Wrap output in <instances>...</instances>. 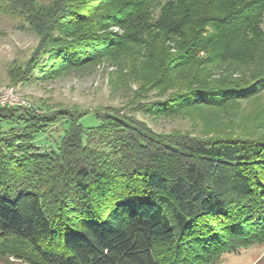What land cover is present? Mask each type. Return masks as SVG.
<instances>
[{"label": "trees", "instance_id": "obj_1", "mask_svg": "<svg viewBox=\"0 0 264 264\" xmlns=\"http://www.w3.org/2000/svg\"><path fill=\"white\" fill-rule=\"evenodd\" d=\"M7 8L38 36L13 84L104 62L137 89L127 109L0 105L1 257L212 264L263 245L264 122L242 133H159L136 112L208 108L221 125L222 114L262 98L264 0H8ZM88 112L97 125H82ZM57 123L65 127L55 147H41Z\"/></svg>", "mask_w": 264, "mask_h": 264}, {"label": "rangeland", "instance_id": "obj_2", "mask_svg": "<svg viewBox=\"0 0 264 264\" xmlns=\"http://www.w3.org/2000/svg\"><path fill=\"white\" fill-rule=\"evenodd\" d=\"M46 4L52 0H35ZM8 0H0V86H13L16 92L26 98L36 111L61 108L78 110H96L104 107L128 108L129 98L137 89L131 81L126 82V76L119 75L115 67L99 63L93 68L83 71H71L54 78L40 79L35 76L28 82L12 83V69L24 67L37 44L38 36L30 29L22 27L16 10H8ZM264 29V19H263ZM152 99H157L156 92L150 91ZM153 131L164 133L173 130L187 131L196 135L211 136L216 129L222 132L234 130L249 131L260 120L264 122V95L252 101L242 102L236 114L219 115L214 110L191 109L185 114L176 116L155 117L144 112H136ZM80 122L84 127L95 126L98 120L93 112L82 115ZM65 125L57 123L40 135L37 142L41 147H55ZM0 264H37L19 257L0 256ZM212 264H264V243L242 248L235 253H225Z\"/></svg>", "mask_w": 264, "mask_h": 264}, {"label": "built area", "instance_id": "obj_3", "mask_svg": "<svg viewBox=\"0 0 264 264\" xmlns=\"http://www.w3.org/2000/svg\"><path fill=\"white\" fill-rule=\"evenodd\" d=\"M0 105L1 106H21L30 107L32 104L24 97L19 95L13 86H0Z\"/></svg>", "mask_w": 264, "mask_h": 264}]
</instances>
